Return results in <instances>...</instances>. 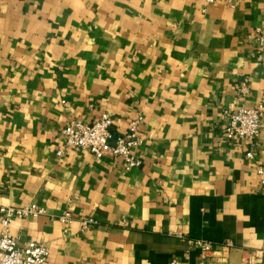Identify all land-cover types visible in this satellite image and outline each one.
Wrapping results in <instances>:
<instances>
[{
	"label": "crops",
	"instance_id": "1",
	"mask_svg": "<svg viewBox=\"0 0 264 264\" xmlns=\"http://www.w3.org/2000/svg\"><path fill=\"white\" fill-rule=\"evenodd\" d=\"M263 23L264 0H0V206L44 208L0 234L48 264H264V122L225 135L264 103ZM104 113L114 134L143 117L141 166L65 144Z\"/></svg>",
	"mask_w": 264,
	"mask_h": 264
},
{
	"label": "built area",
	"instance_id": "2",
	"mask_svg": "<svg viewBox=\"0 0 264 264\" xmlns=\"http://www.w3.org/2000/svg\"><path fill=\"white\" fill-rule=\"evenodd\" d=\"M213 2L214 0H207ZM257 43L264 49V23L255 27ZM142 116L133 118L126 131L114 134L112 131V119L108 113H104L94 122H84L80 119H72L63 129L65 144L70 147H78L89 150L96 158L106 155L119 156L123 159L126 169L139 167L142 159L136 155V151L143 143L140 135ZM264 122V103L254 107H241L229 113V121L225 128V135L232 141H239L251 145L259 136ZM59 154L62 153L60 150ZM252 157V152L247 153ZM257 172L261 179V190L264 194V167H258ZM3 214L2 224L6 227L15 218H25L31 215L42 214L44 208L35 203L22 206L1 205ZM63 222H71L72 214L69 210L60 216ZM80 222L83 228L89 227L95 222L92 217L82 216ZM204 252L212 251L213 245L209 242L198 240L196 242ZM227 245H230L228 243ZM49 250L43 243L34 241L26 246H20L16 238L2 232L0 234V264H48ZM256 260H264V250H256L252 253ZM205 256L200 264H206ZM171 264H179L173 260Z\"/></svg>",
	"mask_w": 264,
	"mask_h": 264
}]
</instances>
